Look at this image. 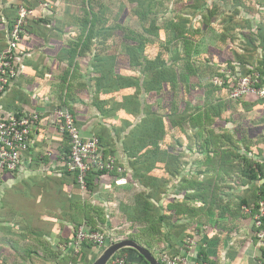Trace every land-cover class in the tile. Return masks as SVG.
Listing matches in <instances>:
<instances>
[{
  "label": "crops",
  "instance_id": "1",
  "mask_svg": "<svg viewBox=\"0 0 264 264\" xmlns=\"http://www.w3.org/2000/svg\"><path fill=\"white\" fill-rule=\"evenodd\" d=\"M25 2L0 0V50L6 46L9 25L17 7ZM65 2L49 0L47 5L35 7L34 18L45 21L32 23L24 33L17 55V74L0 96V118L10 113L33 111L39 115L28 146L21 152L19 167L14 172H0V264H71L75 257L72 258L70 252L72 255L75 252L67 240L73 237L77 226L86 225L85 218L89 222L96 221V225L113 234L115 240L141 236L139 229L144 228L145 223L137 217L136 200L148 191L151 176L165 180L159 187L164 191L158 200L161 213L170 214L172 222L185 228L177 232L172 247L161 241L166 247L162 252L174 254L185 250L189 259L196 261L202 248L206 258L216 264H258L259 246L252 236L253 218L242 200L255 198L259 181L243 183L235 171L222 169L221 179H217L216 201L204 204L183 196L180 183L183 175H195L201 180L214 175V170L196 164L202 156L195 147L192 151L185 150L181 123L170 122L176 111L168 109L169 89L160 94L148 93L142 86L144 76L128 61L123 66L117 65V56L107 49L111 41L99 38L85 43L80 38L79 24L70 16L77 9L70 11L62 6ZM259 8L264 10V5ZM246 18L255 32L256 18L250 14H246ZM230 42L228 45L220 41L221 45L199 51L205 54L203 52L212 50L217 57L204 67L232 77L248 69L257 71L264 65V44L257 43L252 54L245 56L244 46ZM227 47H236L231 50L234 54L224 56L222 52ZM118 53H124L121 46ZM104 57L111 60L107 65L100 61ZM218 60L225 65L218 66ZM117 75L122 77L119 81ZM166 93H169L168 98ZM173 100L176 101L174 93ZM57 107L68 108L80 134L97 136L103 150L114 158L115 168L108 173L94 174L89 191L80 188L66 168L69 143L56 127L53 111ZM222 112V117L218 118L222 126L233 133L238 143L250 144L258 152L261 150L253 156L264 165V95L249 93L228 100ZM150 113L164 120L170 134L159 142L158 153L151 155L148 162L154 165L148 169L142 160L148 161L144 152L150 148ZM141 119L143 127L139 131L137 124ZM194 130L192 126L186 128L188 135H193ZM183 160L188 163L182 164ZM208 186L210 190L215 187L214 184ZM176 203L180 209L168 207ZM182 207H190L191 211L183 213ZM164 226L166 230L172 228V225ZM187 236L195 240L194 247L185 248L183 241ZM96 251L91 250L87 258L77 264L92 260Z\"/></svg>",
  "mask_w": 264,
  "mask_h": 264
},
{
  "label": "trees",
  "instance_id": "2",
  "mask_svg": "<svg viewBox=\"0 0 264 264\" xmlns=\"http://www.w3.org/2000/svg\"><path fill=\"white\" fill-rule=\"evenodd\" d=\"M48 1L49 0H40V2L36 4L26 0V2L22 4L32 8L34 10L35 16V7L39 4L47 5ZM64 1L67 2V0ZM126 1L130 4H135L136 11L134 12L135 14L140 15L142 8L138 7L143 5L145 8L149 9L152 3L156 0ZM234 3L235 2H232V4ZM121 4L122 5L120 8H123L124 4ZM258 4H260V2H258ZM234 5L237 6L236 3ZM102 10L103 8L101 6L99 8L95 7L94 0H82V8L79 10L77 9L74 14V19H76L75 22L79 24L80 38L83 39L85 43L99 38L102 41H111V43L108 44L110 47H107V49L117 56V65L123 66L128 61V64L134 70H137L141 76H144L142 86L148 93L154 91L155 93L160 94L164 89H169L167 92L170 93L171 97L168 109L169 112L176 111L175 116L171 115L170 122H176L175 124L181 123V131L183 133V138L185 139L183 145H185L186 149L192 151V149L195 147L196 152L201 154L202 159L196 160V164L205 165L207 167L209 166L214 170V175L208 176L207 178H203L201 180H199L195 175H183L180 181L183 196L187 198L193 197L195 199L201 200L204 204H207L208 202L213 203L218 199V191L216 190V187L218 186L217 179L222 176L220 173L222 169L235 171L239 177L242 178L243 183H248L251 181H259L260 183L257 187V192H255V198L253 196V198H245L242 200V203L249 207V213L253 218L254 214L258 212L260 202L264 203V165L253 156L254 154H259V152L262 151L260 150L258 152V150H254L250 144L245 143L242 145L238 143L234 138L233 133L230 132L228 128H224L222 126L221 120L218 119L222 117V109H226L228 100H235L229 97V91L236 83V76L233 75L232 77H226L217 71L215 74L217 75L219 73L218 75L223 77L222 83L219 84L211 80L203 83V72H200L201 70L195 66L196 61H201L203 55H205L204 59H202L204 66H209L208 63L212 59L217 58L216 56H213L212 53L202 54L197 51V44L199 42L198 38L202 35V32L214 27V24L210 19L214 15L213 9H209L207 14L203 15L201 22L199 23V27L190 26L186 28L185 23L180 19L177 21L172 20L166 28L162 27L163 29L158 28L157 26H149L145 29V32H153L156 38L159 37L162 39L161 41L154 40L152 42L150 40L144 39L141 34L134 33V31L127 29V26L122 24L119 20H117V24L112 23L107 16V12ZM34 16L30 18L24 25V32L21 33L20 42L24 36V33L29 29V26L32 25V23L45 21L43 18L36 19ZM12 23L13 21L10 23L9 28L11 27ZM195 24L197 23L195 22ZM167 30L169 32H167ZM249 31L250 32L248 35L252 34L253 31L251 25ZM165 32H167V35ZM259 35L260 34H258V36H251L246 39L247 43H249L248 45L252 49L256 47L257 43L258 45L264 44V35ZM223 36H225V33H223L222 37L220 38L224 39ZM174 43L180 44L181 50L174 48L170 50ZM19 45L16 48L17 52L20 50ZM119 46H121V49L124 51L123 55L119 53L116 54ZM198 56L200 57V60L197 58ZM100 61L103 62L104 65H107L111 60L104 57L101 58ZM216 62L218 66H221L222 64L225 65L224 62L222 63V61L218 60ZM228 62L226 63L228 64ZM202 69H205V67L202 66ZM253 72H258L261 75L260 83L257 84V87L264 86V65L258 68L257 71L248 69L246 72H243L239 75L241 76L245 74H251ZM121 78L122 77L117 75L116 80L119 81ZM138 78L139 77L136 76V79ZM164 85H166V87H163ZM179 87L182 89L180 92H178ZM187 91H189V93L185 95ZM173 93L176 96V104L173 100ZM177 95H180L179 99L177 98ZM199 95L203 97L201 103H197V101L194 99L195 96ZM179 115L181 116L179 117ZM148 119L150 122V133L148 134L150 148L144 152L145 156L148 157V161L144 158L142 161L144 162L143 164L148 169H150L154 165L153 162L148 163L150 161L151 155L158 153L160 148L159 142L166 136V134L170 133L165 126L164 120L159 118L155 113H150V118ZM142 122L143 119H141V121H139L137 124L139 131L143 127ZM154 122L155 125L153 126ZM157 122L159 124H157ZM189 126L195 127L193 135H188L186 132V128ZM171 133H173V131H171ZM145 140L146 138H143V142H145ZM143 142L142 145L146 147V144ZM241 148H243V150ZM68 153L69 150L67 155ZM104 153L109 154L106 151H104ZM250 153L251 155H249ZM176 160L175 162L177 163L178 160ZM187 163L188 160L182 161V164L184 165ZM167 165H172V163H167ZM175 168L177 172L179 169L177 166ZM70 173L74 175L75 182L77 183L76 174L73 172ZM96 173L104 174L108 172L102 171L90 173L86 177V190H91V179ZM161 180L162 179L156 176H151L148 191L138 196L136 200V206L138 211L137 213H139V215L137 217L141 218V220L145 223V226L144 228L139 229L142 234L141 236H129L137 239L139 243L149 249L151 253L157 257L158 252H162L166 249L164 244H160L161 241L169 243V246L172 247V243L174 238L177 236V232L181 229H185L180 227L179 224L172 222V217H170V214H164V212L161 213V207L158 205V200L161 195L164 194V191H160L159 187L165 183V180ZM209 184H214V189L210 190L208 186ZM190 189L193 191H190ZM179 203L168 204V207L172 208V206H176L180 209ZM180 211L184 213L191 210L190 207H182ZM101 219L102 218H100V220ZM86 220L87 218H85V223L89 229L100 231L107 236L105 245L115 241L116 238L113 237V234L109 235V233H107L103 228H100L101 226H97L96 221L94 222V220H90L89 222ZM164 224L172 225V228L166 230ZM256 229L257 228L253 223L252 236L255 242H257V238L255 236ZM72 240L73 237L67 240V243H71ZM94 249H96V252L98 253L94 254L92 260L99 254L101 249H98L97 245L92 242L83 243L78 255H72L70 252V256L72 258H76L72 259L71 264H77L80 260L87 258V254H89L91 250L93 251ZM258 250V259H260L261 264H264V245H260ZM124 251L128 253L129 261L131 263L135 262L137 264H148V262L136 250L125 248L119 252ZM166 253L173 254L169 251H166ZM174 254L178 253L174 252ZM92 260L87 259L84 261V263L91 264ZM197 261L199 263H214L210 262L208 258H206V253L202 248L197 253ZM161 263L165 264L162 261Z\"/></svg>",
  "mask_w": 264,
  "mask_h": 264
},
{
  "label": "built area",
  "instance_id": "3",
  "mask_svg": "<svg viewBox=\"0 0 264 264\" xmlns=\"http://www.w3.org/2000/svg\"><path fill=\"white\" fill-rule=\"evenodd\" d=\"M34 16V10L24 4L17 8L16 17L8 30L6 46L0 50V96L7 90L17 74L16 48L19 45L24 25ZM261 75L258 72L239 75L234 87L229 91V97L239 99L246 94L255 93L264 95V86L257 87ZM215 81V80H214ZM222 83L221 79H216ZM56 127L59 133L65 135L69 143V153L66 157V168L76 174V180L80 188L85 189L86 177L90 173L112 171L115 162L112 155L105 154L97 136L83 137L80 134L75 118L68 108L57 107L53 111ZM39 115L33 111L30 113H10L0 118V172H14L20 165L21 152L28 146L29 137L33 125ZM248 212V208H245ZM264 203L260 202L258 212L253 216V223L257 228L255 236L258 246L264 245ZM107 236L100 231L91 230L85 224L77 226L73 240L70 243L75 254L80 252L82 244L92 242L98 248L103 249ZM185 248L194 247L195 240L191 236L184 238ZM183 246V248H184ZM185 252V253H184ZM158 258L165 264H216L208 262L191 261L185 250L183 253L168 254L159 252ZM109 264H137L131 263L127 252L116 253ZM258 264H261L258 259Z\"/></svg>",
  "mask_w": 264,
  "mask_h": 264
},
{
  "label": "rangeland",
  "instance_id": "4",
  "mask_svg": "<svg viewBox=\"0 0 264 264\" xmlns=\"http://www.w3.org/2000/svg\"><path fill=\"white\" fill-rule=\"evenodd\" d=\"M232 2H235L237 6L234 5L235 3L232 4ZM258 2H260V4H258ZM121 3L124 4L123 8H120L122 5ZM94 4L96 8L101 6L104 12H107V16L112 23L117 24V20H119L122 24L127 26V29L134 31V33L141 34L144 39L150 40L151 42L154 40L161 41L162 39L159 37L156 38L153 32H145V29L149 26H157L158 28L163 29L162 27L166 28L172 20L177 21L180 19L185 23L186 28L190 26L199 27L203 15L207 14L209 9H213L214 15L210 19L212 20L214 27L202 32V35H199L200 37L198 36L199 42L197 44V51L203 49L208 50V46L211 45H221L220 41H223L228 45H230V41H235L234 43L244 46V50L246 51L245 56H247L252 54L251 51H253V49L248 45L249 43H247L246 39L251 36H258V34H264V10L259 8L264 5V0H156L152 3L149 9L145 8L143 5L140 7L137 6L138 8H142L140 15L135 14L134 12L136 11L135 4H130L126 0H94ZM62 6L79 10L82 8V0H67ZM246 14H250L256 18L255 32H252V34L249 35L248 33L250 32L249 29L251 24L249 19L246 18ZM70 16L72 17L74 15ZM195 22L197 24H195ZM167 32L169 31L167 30ZM167 32H165L166 35ZM223 33H225V36H223L225 39L219 38L220 35V37H222ZM236 44L235 46H238V44ZM172 48L181 50V45L174 43L170 50ZM235 49L236 47H227L222 53H224V56H231V54H234L235 52L231 50ZM209 52L212 53L213 51L209 50ZM209 52L203 53L208 54ZM204 57L205 55H203L202 59H204ZM197 58L199 59L200 57L198 56ZM202 59L201 61H196L195 66L201 70L200 72H203V83H206L209 80L215 82L216 69H212L211 67L210 69L205 67L206 70L202 69V66L204 67ZM221 66H223V64ZM237 77L238 76H236V79ZM217 79L222 80V77ZM181 90V87H179L178 92ZM188 93L189 91H187L185 95ZM201 95L194 97L197 103L202 102L203 97H201ZM166 96L168 98L169 93H166ZM177 98L179 99L180 95H177ZM185 150L187 149L185 148Z\"/></svg>",
  "mask_w": 264,
  "mask_h": 264
},
{
  "label": "water",
  "instance_id": "5",
  "mask_svg": "<svg viewBox=\"0 0 264 264\" xmlns=\"http://www.w3.org/2000/svg\"><path fill=\"white\" fill-rule=\"evenodd\" d=\"M125 248L136 250L148 264H162L156 255L133 238H123L109 243L100 251L91 264H108L116 253Z\"/></svg>",
  "mask_w": 264,
  "mask_h": 264
}]
</instances>
